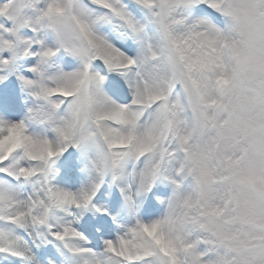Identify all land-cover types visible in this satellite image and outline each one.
<instances>
[{
	"label": "snow or ice",
	"instance_id": "1",
	"mask_svg": "<svg viewBox=\"0 0 264 264\" xmlns=\"http://www.w3.org/2000/svg\"><path fill=\"white\" fill-rule=\"evenodd\" d=\"M0 264H264V0H0Z\"/></svg>",
	"mask_w": 264,
	"mask_h": 264
}]
</instances>
